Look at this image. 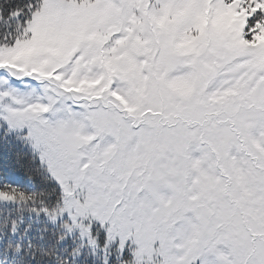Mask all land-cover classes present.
Here are the masks:
<instances>
[{
    "label": "snow or ice",
    "instance_id": "1",
    "mask_svg": "<svg viewBox=\"0 0 264 264\" xmlns=\"http://www.w3.org/2000/svg\"><path fill=\"white\" fill-rule=\"evenodd\" d=\"M0 264H264V0H0Z\"/></svg>",
    "mask_w": 264,
    "mask_h": 264
}]
</instances>
